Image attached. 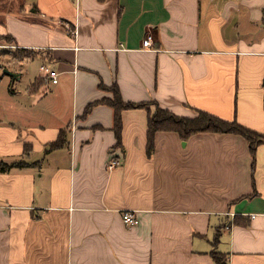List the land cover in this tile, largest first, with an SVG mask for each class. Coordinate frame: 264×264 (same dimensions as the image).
Listing matches in <instances>:
<instances>
[{
  "label": "crops",
  "instance_id": "1",
  "mask_svg": "<svg viewBox=\"0 0 264 264\" xmlns=\"http://www.w3.org/2000/svg\"><path fill=\"white\" fill-rule=\"evenodd\" d=\"M7 35L17 51L0 55L60 76L40 66L17 89L8 67L0 162L35 164L0 171V264H264V144L254 158L239 134L159 131L150 157L154 105L123 112V147L111 106L83 116L118 84L126 102L264 133V0H0Z\"/></svg>",
  "mask_w": 264,
  "mask_h": 264
},
{
  "label": "trees",
  "instance_id": "2",
  "mask_svg": "<svg viewBox=\"0 0 264 264\" xmlns=\"http://www.w3.org/2000/svg\"><path fill=\"white\" fill-rule=\"evenodd\" d=\"M2 38L12 42L15 41L10 35L3 36ZM24 51L28 53V50ZM100 86L104 87L102 83H100ZM111 87L113 88L114 98H104L88 104L83 116H86L97 105L106 104L111 106L114 109V131L117 139L116 147H123V112L130 109L147 108L148 105H155L157 108L155 112L151 111L148 117L147 153L150 157L154 154L155 135L159 131L177 132L184 141L188 140L192 135L201 132L239 134L248 140L254 158L256 149L261 144H264V133L256 132L244 126L237 119L227 120L203 110H197V115L194 117L178 116L172 111L162 108L157 102H151L148 104L143 102H126L122 98L118 84H113ZM68 134L69 126L61 129L58 138L48 145L46 153L66 147L68 144ZM33 164L35 163H30L24 160L13 163L0 162V171L5 172L14 167L22 168ZM212 257L216 264H228V260H224L227 259L226 255L221 252L213 251Z\"/></svg>",
  "mask_w": 264,
  "mask_h": 264
},
{
  "label": "rangeland",
  "instance_id": "3",
  "mask_svg": "<svg viewBox=\"0 0 264 264\" xmlns=\"http://www.w3.org/2000/svg\"><path fill=\"white\" fill-rule=\"evenodd\" d=\"M0 40H1V42H0L1 45L7 46L6 49H3L0 47V52L2 50H6V51H10V52L17 51V48L12 49L13 47H11V46H14L13 45L14 42H12L10 40H6L4 38H0ZM27 55L28 56H31V55L35 56V55H37V53L29 51ZM21 59H25V57L24 58H22V57L17 58L13 55H7V54L0 55V104H6L9 101L7 99L6 90H7L8 85L11 82L10 80H12V79H11L10 75L5 73V69H10L8 67H12V69L18 68L20 70L19 72L24 70L23 77L19 78L17 80H14V82L16 81L17 89L18 88L22 89L26 85V83L30 79L35 78V76L39 72V69L41 66L39 59H37V58L32 59V60L26 62L25 64H22L21 66H19V62H21L20 61ZM8 64H9V66H8ZM107 90H109L111 92V98H114L113 88L108 87ZM156 110H157V108L154 105L153 106V112H155ZM224 260H227V259H224Z\"/></svg>",
  "mask_w": 264,
  "mask_h": 264
},
{
  "label": "built area",
  "instance_id": "4",
  "mask_svg": "<svg viewBox=\"0 0 264 264\" xmlns=\"http://www.w3.org/2000/svg\"><path fill=\"white\" fill-rule=\"evenodd\" d=\"M66 25L69 28V30L72 31V33L74 34L75 29L71 28L69 24H66ZM153 41H154L153 36L151 34L148 35L146 39L144 40V48L152 49ZM41 71L46 74V76L51 80V83L57 84L59 82L60 73L57 70H54L48 66L42 65ZM263 87H264V84H263ZM121 163H122L121 159H112V161L109 164V169L117 168L118 166L121 165ZM123 221L126 225L135 226L139 223V218L135 212L131 210H127L123 213Z\"/></svg>",
  "mask_w": 264,
  "mask_h": 264
},
{
  "label": "water",
  "instance_id": "5",
  "mask_svg": "<svg viewBox=\"0 0 264 264\" xmlns=\"http://www.w3.org/2000/svg\"><path fill=\"white\" fill-rule=\"evenodd\" d=\"M5 73L14 77V78H19L20 77V73H16V72H13L12 70L10 69H5Z\"/></svg>",
  "mask_w": 264,
  "mask_h": 264
}]
</instances>
